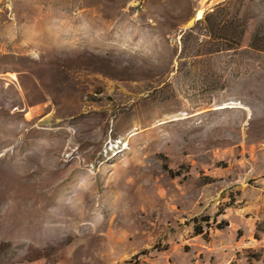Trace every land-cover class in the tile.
I'll use <instances>...</instances> for the list:
<instances>
[{
  "label": "rangeland",
  "instance_id": "rangeland-1",
  "mask_svg": "<svg viewBox=\"0 0 264 264\" xmlns=\"http://www.w3.org/2000/svg\"><path fill=\"white\" fill-rule=\"evenodd\" d=\"M263 197L264 0H0V264H264Z\"/></svg>",
  "mask_w": 264,
  "mask_h": 264
},
{
  "label": "crops",
  "instance_id": "crops-1",
  "mask_svg": "<svg viewBox=\"0 0 264 264\" xmlns=\"http://www.w3.org/2000/svg\"><path fill=\"white\" fill-rule=\"evenodd\" d=\"M264 198V197H263ZM262 198V201H261V203H260V205H259V207H258V209H262V208H264V199ZM263 206V207H262ZM228 208H230V207H228ZM247 208H248V206L247 205H242V208L241 209H246L247 210ZM237 214H239V212H237ZM228 214H225L224 215V218L225 219H223V220H225V221H227L228 220ZM232 221L234 220L235 221V218H232L231 219ZM230 220V222H231V224H233V222ZM228 222V221H227Z\"/></svg>",
  "mask_w": 264,
  "mask_h": 264
},
{
  "label": "trees",
  "instance_id": "trees-1",
  "mask_svg": "<svg viewBox=\"0 0 264 264\" xmlns=\"http://www.w3.org/2000/svg\"><path fill=\"white\" fill-rule=\"evenodd\" d=\"M205 220H208V219H205ZM223 223H225V222H223ZM226 224H228V223H226ZM196 234H197V235L202 234V229H201V227H198V228L196 229Z\"/></svg>",
  "mask_w": 264,
  "mask_h": 264
},
{
  "label": "bare ground",
  "instance_id": "bare-ground-1",
  "mask_svg": "<svg viewBox=\"0 0 264 264\" xmlns=\"http://www.w3.org/2000/svg\"><path fill=\"white\" fill-rule=\"evenodd\" d=\"M231 104H233V105H234V104L238 105L239 103L233 102V103H231ZM231 104H230V105H231ZM231 106H232V105H231ZM224 107H225V106H224ZM224 107H223V108H224ZM227 107H228V106H227Z\"/></svg>",
  "mask_w": 264,
  "mask_h": 264
}]
</instances>
